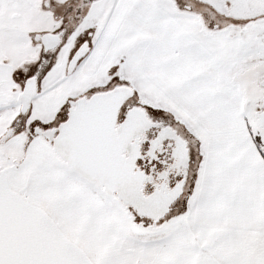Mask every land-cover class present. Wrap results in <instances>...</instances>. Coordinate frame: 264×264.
<instances>
[{"label": "snow or ice", "instance_id": "1", "mask_svg": "<svg viewBox=\"0 0 264 264\" xmlns=\"http://www.w3.org/2000/svg\"><path fill=\"white\" fill-rule=\"evenodd\" d=\"M0 264H264V0H0Z\"/></svg>", "mask_w": 264, "mask_h": 264}]
</instances>
